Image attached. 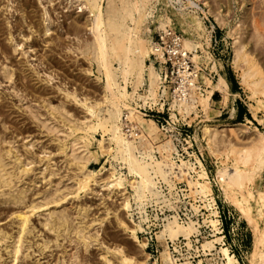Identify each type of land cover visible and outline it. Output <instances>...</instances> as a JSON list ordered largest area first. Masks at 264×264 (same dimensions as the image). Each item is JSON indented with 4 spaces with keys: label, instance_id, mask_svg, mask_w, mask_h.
<instances>
[{
    "label": "rangeland",
    "instance_id": "obj_1",
    "mask_svg": "<svg viewBox=\"0 0 264 264\" xmlns=\"http://www.w3.org/2000/svg\"><path fill=\"white\" fill-rule=\"evenodd\" d=\"M47 1L0 0V62L4 60L0 63V67H2V63H7V66L12 68L14 72L12 79L7 81L3 77L0 68V131L2 130L0 134L4 135V140L14 142L18 153L22 157L32 161L28 165L34 167L33 173L23 176V182L21 181L18 185V187L26 190L24 193L26 203L32 200L35 202L34 199L37 202L40 200L41 194L50 186L48 184L49 179L52 187H56L54 185L58 184L59 188L68 185L72 189H67L66 186V190L62 188V193L68 194L60 199L57 204L48 203L46 209L47 207L49 209L53 207L63 208L68 214L69 220L75 218L71 219V221L73 220L72 223L76 219H81L86 224L92 219L101 220L102 222L95 223L91 228V232H95L92 229H96L98 232V239L93 241L87 250H84L74 240V236H71L72 233L71 238L69 236L64 238V235H60V239L57 240L58 245H55L54 233H51L49 229L40 223L43 219L42 215L45 213V208L41 207L37 210L39 213L36 212L38 214L33 213L30 216L29 224L32 228L26 234V241L24 242V246L28 247L27 255L19 262L33 264L34 261L36 263V260H38L37 264H62L63 260L69 264L75 255L78 256L75 259H79L77 260V262H80L79 264H107L101 257L103 248L100 246V242H103L106 245L119 244L127 254H132L138 262L147 261V264H160L159 257L164 250V242L157 238V232L168 219H172V216L176 214L179 221L191 219L197 228V232L190 236V248L186 246V239L183 236H179L175 240L177 249L174 248L168 238L166 239L167 250L177 264L184 261L196 264L198 260L201 264H216L221 259L218 251L221 246L226 247L230 255H234L238 264H251L250 259L254 250L256 235L255 223L249 222L241 213L238 205L225 197L216 178V169L221 159L218 154L223 151L222 149L225 148L228 141H231L236 147L247 145L256 129L264 131L263 121L257 119V116L262 113L260 109L249 105V103L255 105V100L250 99L247 92L240 85L238 72L233 64L236 46L235 37L241 36L243 37L241 39H247L245 49L260 66L264 74V30L263 35L261 34V37L256 40L257 36L255 37L252 31L251 20L248 21L254 15V18L259 17V23L264 25V19L261 20L264 18V0H206L208 7L204 4V0H195L198 7L188 8V10L196 11L203 22L205 31L203 37H200L202 46L208 56L216 61L218 72L228 82L230 92L225 102H222L221 92L215 90L211 94V99L214 102H209L207 105L209 109L198 106L196 114L192 113L193 118L188 122L189 119L184 120L180 116L172 118L168 102H165L162 108H157L148 105L142 106L136 96L132 100L131 106L134 107L143 120L150 124V135L146 136L135 130L136 135L133 139L135 152L151 155L154 161L160 163L163 174L172 183V187H170L165 180L160 177L155 178V190L159 194L158 200L155 202L154 199H148L142 212L138 210L129 196L128 183L125 182L122 186L104 184L107 178H110L111 168H115L117 172L120 170V166L111 157L104 160L100 165L95 161L92 163L91 167L95 166L99 171L95 174V181L89 183V189L86 192L80 193V196L69 193V191H74L72 177L78 171L64 161V154L58 150L59 138L63 136L61 129L67 130V126L62 124L59 118L58 121L52 118L47 122L50 126L53 123L54 126L51 129L55 130L53 132L48 128L51 130L48 131L44 127L41 128L40 122L36 118L33 119L31 115V113H35L41 118L43 117L42 119H48L50 116L45 110L43 100H49L50 104L54 106L61 103L59 107L63 108L64 106V111H67L76 119H82L87 114L85 107L74 100L67 92L74 90L78 94L77 99L85 97L84 95L87 96L86 93H88V97H96L89 98L90 101L102 97L101 82L96 79L95 73H93L94 70L90 67L88 60L81 54L67 49V47L75 44V35L80 36V39L90 36V31L86 28L84 22L87 18L86 9L79 8L76 0L70 3H68L69 0H51V3ZM173 4L176 8L179 6L176 2H173ZM150 6H152L153 13L147 17L146 22L151 31L153 42L164 48L169 45V42L165 41L163 39L164 34L155 28V15L163 12L165 8L164 1L151 0ZM42 7L49 10L46 9L49 13L48 17L51 19L48 18L50 24L48 21L46 24L49 29L44 34L42 29L45 15L42 12ZM253 11L256 13H253ZM214 14L223 18L220 21L222 24L217 20L215 21ZM70 19L77 21H74V24H76L75 29H73V21H70ZM82 22L83 24H81ZM59 24L60 26H58ZM71 25L73 26L71 27ZM190 30L194 36H198L193 28ZM69 31L72 33L70 34ZM174 32L179 36L182 35L179 24L175 25ZM9 36H13L16 43L19 44L15 49L13 41L9 40ZM205 38H208L207 42ZM71 40L74 42H71ZM59 44L61 45L59 46ZM168 55L167 49H164L165 61L161 63V77L163 80L161 85L172 87V85L177 84V81L173 80L176 76V69ZM87 70H92V72ZM200 71L207 74L211 73L210 75L214 79L216 78V72H211L205 62L201 63ZM46 74L52 76L50 81L47 79L48 75L45 76ZM204 88L205 86L199 74V89L204 90ZM127 89L130 91L131 86L128 85ZM141 92L142 88H138L137 94ZM36 97L39 99H36ZM256 97L264 98L262 94L256 95ZM120 119L122 121L121 131L125 134V137L132 139L130 134L132 127L126 120L124 113ZM36 122L39 123L36 124ZM203 125L217 126V136L223 140L222 143L219 141L218 146H209L206 137L203 135ZM57 126L58 129H56ZM228 126L233 128V133L229 132ZM95 135L100 138V131H96ZM167 139L170 140L171 145L169 150H165L161 146ZM23 142L29 144L23 146ZM2 145L4 146L6 143H2ZM47 156L50 158L49 164L50 168L54 170V174H51L50 177L41 178L39 170L45 167ZM197 160L201 162L206 173L211 188L210 194L214 200L212 207L217 212L216 217H214L218 219V229L215 235H213L212 228L208 223V219L211 218V208L203 207V203L197 198L196 193L189 195L190 186L188 182L192 184L193 179L196 178L201 181L197 177L200 169ZM186 163L193 166L195 170L188 168ZM122 171L124 170L122 169ZM126 198L130 200L131 204L128 209L124 206ZM162 199L169 200L171 207L164 205ZM13 205V203H0V229L7 234L9 233L8 235L15 233L16 223L15 220L13 221L14 216L11 213L20 204H15L14 208H11ZM193 206H198V209L195 211ZM78 208L85 209V214L76 217ZM119 220L122 224H119ZM136 225H139L140 229H136ZM132 230H135L138 240L146 243L144 248H141L132 237ZM216 237H219L220 240L215 242L214 248L210 252L203 253L197 247L203 240H211ZM8 241L10 240H5V242ZM41 241L48 246L43 249L44 251L40 250L39 252L37 244L42 243ZM61 251L65 252L62 253ZM73 251L75 252L74 255ZM69 254H72L73 258L66 259ZM8 263L7 252L0 242V264Z\"/></svg>",
    "mask_w": 264,
    "mask_h": 264
},
{
    "label": "bare ground",
    "instance_id": "obj_2",
    "mask_svg": "<svg viewBox=\"0 0 264 264\" xmlns=\"http://www.w3.org/2000/svg\"><path fill=\"white\" fill-rule=\"evenodd\" d=\"M48 1L50 2L51 0ZM72 1L73 0H69L68 3ZM156 1H164L165 5L163 12L155 15V28L164 34L163 39L169 42V45L164 48L153 42L150 34L151 31L146 22L147 17L153 13L152 6H150L151 0H76L79 8H84L87 11V18L84 22L87 26L85 27L90 31V36L85 39H80V36L78 37V35H75V44L71 47H67V49L81 54L88 60L90 67L94 70L93 73H95L96 79L101 82L102 97L100 99L98 98V100L90 101L89 98L93 99L96 97H88V93H86L87 96L83 93L85 97H81L82 99L80 98V100L77 99L78 94H76L74 90L67 92L68 95H71L74 100L80 102L85 107L87 114L85 117L83 116L84 118L82 119H76L73 115L64 111V106L63 108L59 107L61 103L58 106H54L51 105L47 99V101L43 100V102H45L43 103L40 101L43 97H41L39 101L43 103L46 108L45 110H47V114H49L51 118L42 119L43 117L41 118V116L31 113L33 119L36 118L40 122L39 125L41 128H53V123L50 126L47 122V120L50 121L52 118H54L53 120L55 121H58L59 118L61 123L67 126V128L65 127L67 130L61 129L63 136L59 138L58 150L64 154V161L70 167L73 166V168L78 171L74 173L72 177L74 191H69V193H74L78 196L80 193L86 192L89 189V183L95 181V174L99 171L95 166L91 167L92 163L95 161L100 165L104 160L111 157L120 166V170L117 172L115 168H111V179L107 178L104 184L122 186L125 182L128 183V188L130 190L129 196L140 212L144 210V205L148 199H154L155 202L158 200L159 194L155 190V178L160 177L168 182L170 187H172V183H170L166 175L163 174L160 163L154 161L151 155L147 153L137 154L135 152L133 144V139L136 135L135 130L146 136L150 135V124L143 120L140 114L131 106L134 97L136 96L140 100L142 106L148 105L149 107L162 108L164 103L168 102L172 118L180 116L184 120L189 119V122L193 118L191 114H196L198 106L205 108L209 102H214L211 99V94L215 90L221 92L222 102L226 101L230 92L227 80L217 70L216 61L208 56L202 46L200 37H203L205 31L203 22L196 14V11L188 10L190 7H198L195 0ZM173 2L179 4V6L176 8ZM207 3L208 2L204 0V4L208 7ZM46 9L43 8L42 11L45 15L43 18V34L48 32L49 29L46 23L50 18L48 17V9ZM255 11H253V13ZM251 12L250 14L252 15ZM214 15L216 18L215 21L217 20L220 22L223 20L220 15ZM252 16V19L248 21L251 20L253 27L252 31L254 32V36H257L256 40H258L264 30V25H262L263 23H259V17L256 16L257 20L254 18V15ZM263 19L264 18L261 20L263 21ZM71 20L73 21V19H70V21ZM74 21L73 23L71 22L74 25L73 29H75L76 25ZM81 24H83V22ZM176 24L180 25V30L182 32L181 36L174 32ZM73 25H71V27ZM58 26H60V24ZM191 28L195 30L198 36H194L190 30ZM71 31H69L70 34L72 33ZM9 38L11 42L13 41L15 49L19 44L16 43L13 36H9ZM235 38L236 46L234 49L233 64L238 72L240 85L247 92L248 97L255 100V105H253V103H249V105L256 109H260L262 114L257 116V119L263 121L264 124V98L256 97V95L259 94L264 96V74L260 66L251 58L252 56H250L245 49V41L247 39H241L243 38L241 36ZM69 40L67 41L69 42ZM205 40L207 42L208 38H205ZM71 42L74 41L71 40ZM60 45L61 44H59V46ZM164 49H167L169 53L168 56L176 69V76L172 79L176 80L177 84L172 85V87L170 85H161L163 81L161 77V63L165 61ZM202 62L207 64L211 72H216L215 79L210 75L211 73L207 74L204 71H200ZM0 68L3 77L6 78L7 81L11 80L14 73L12 68L8 67L7 63H2V67ZM87 71L92 72V70ZM50 74L45 75H48L47 79L49 81L51 80L50 77H52ZM199 74L205 86L204 90L199 89ZM128 85L131 86L130 91L127 89ZM138 88H142V92L139 94H137ZM39 93H37V95H39ZM36 99L39 98L36 97ZM123 113L126 120L131 124L132 129L130 130V134L132 135V139L125 137V134L121 131L122 121L120 117ZM254 115L256 116V114ZM39 122H36V124ZM49 129L48 131L52 130ZM56 129H58V126ZM202 129L203 135L206 137V142L209 146H218L219 141L222 143L221 141L223 140L219 139L217 136V126L210 127L208 125H203ZM227 129L229 132L233 133V128L231 126H228ZM54 130L55 129L52 131L54 132ZM96 131H100V138L96 137ZM0 132H2V130ZM26 135L28 134L26 133ZM3 136L0 134V203L20 205L13 210L12 213L9 212L14 216L13 221L15 220L16 223L15 233L13 235H8L9 233L7 234L0 229V242L7 252V258H9L8 264H19L22 263L19 261L23 260L27 255L26 251L28 247L24 246V242L26 241V234H28L32 228L29 224L31 214L38 212L37 210L41 207L45 208L50 202L57 204L60 199L68 194L65 193L68 185L62 187L65 189V194H63L62 188H59L58 184L54 185L56 187H52L51 181L48 179V184H50V186L41 194V197H39L40 200L37 202L36 199H34V201L37 202L35 203L31 198L30 201H32L26 203V195L24 194L26 190L18 187V185L21 181L23 182V176H27L31 174V172L33 173L34 167L28 165L32 161L22 157L21 154L18 153L14 142L7 141L6 139L4 140ZM2 143H6V145L3 146ZM27 144L23 142V146ZM161 146L165 150H169L171 148L170 140L167 139ZM222 150V152L218 154L221 156V159L216 169L217 181L225 197L231 199L238 205L241 213L249 222L255 223L256 235L250 263L264 264V131L256 129L247 145L236 147L231 141H228L227 145L225 148L223 147ZM46 158L47 162H45V167L42 169L39 168L41 178L50 177L51 174H54V170L50 168L49 156ZM197 163L200 167L197 177H199L201 181L196 178L193 179L192 184L188 182L190 186L189 195L196 193L197 198L203 203L202 206L209 209L211 208V218L208 219V223L212 228L213 235H215L218 229V219L214 217H216L217 212L212 207L214 200L210 194L211 188L206 178V173L202 168L201 162L197 160ZM186 165L188 168L195 170L194 167L189 166L188 163H186ZM122 169L124 171H122ZM67 189L72 188L68 187ZM162 202L164 205L171 207L169 200L162 199ZM14 205L13 207L11 206V208H14ZM124 206L126 209L131 206L129 199H125ZM193 208L196 211L198 206H193ZM44 212L45 213L42 215L43 219L40 223L49 229L51 233H54L55 245H58L57 240L60 235H64V238L65 236H69L70 238L74 236V240L81 245L84 250H87L88 246L98 239V232L96 229H92L95 230V232H91V228H93L95 223H101V220L97 221V219H92L86 224L81 219H76L74 223H72L73 220L71 221V219L74 217L69 220L68 214L63 208L57 209L53 207L49 209L47 207ZM80 214H85V209L78 208L76 217ZM119 224H122L120 220ZM136 229H140L139 225H136ZM135 230H132V237L138 242L141 248H144L146 243L137 239ZM195 232H197V228L191 219L179 221L176 214L172 216V219H168L157 232V238L164 242V250L159 257L160 264H177L167 250V238L172 242L174 248L177 249L175 240L179 236H183L186 239V246L190 248V236ZM71 233L73 235H71ZM6 239L10 241L5 242ZM219 240V237L211 240H203L197 247L200 248L203 253L210 252L214 248L215 242ZM47 246L45 242L38 243L37 250L40 252V250H43ZM100 246L103 248L101 257L107 264H147V261L138 262L132 254H127L119 244L106 245V243L100 242ZM218 251L221 255V259L216 264H238L234 255H230L226 247L221 246ZM74 253L73 251V255ZM71 255L72 254H69L68 257L66 255L64 256L67 257L66 259H69V257L71 259ZM73 257L74 259H72L69 264H79L80 262H77L79 259H75L78 256L74 255ZM34 262L33 264H37L38 260H36V263ZM65 262L62 260V264H68ZM180 264H191V262L184 261ZM196 264H201L200 260H198Z\"/></svg>",
    "mask_w": 264,
    "mask_h": 264
}]
</instances>
